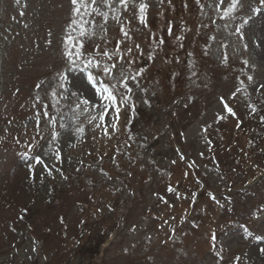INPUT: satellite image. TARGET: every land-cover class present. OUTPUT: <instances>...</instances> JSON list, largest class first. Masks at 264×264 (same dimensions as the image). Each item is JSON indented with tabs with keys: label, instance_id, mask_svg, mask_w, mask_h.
Wrapping results in <instances>:
<instances>
[{
	"label": "rangeland",
	"instance_id": "rangeland-1",
	"mask_svg": "<svg viewBox=\"0 0 264 264\" xmlns=\"http://www.w3.org/2000/svg\"><path fill=\"white\" fill-rule=\"evenodd\" d=\"M68 53L100 62L114 103L72 94ZM113 64L118 79L103 74ZM4 69L0 264H60L75 236L107 237L105 264H264L263 143L250 161L226 156L248 145L242 124L264 132L249 113L264 103V0H0ZM130 102L151 120L117 138ZM218 143L221 161L205 163ZM147 147L166 164L144 180ZM201 183L200 199L177 188Z\"/></svg>",
	"mask_w": 264,
	"mask_h": 264
},
{
	"label": "snow or ice",
	"instance_id": "snow-or-ice-1",
	"mask_svg": "<svg viewBox=\"0 0 264 264\" xmlns=\"http://www.w3.org/2000/svg\"><path fill=\"white\" fill-rule=\"evenodd\" d=\"M73 4H76L78 0H72ZM128 0H121V3L127 6ZM93 3H95V0H93ZM237 3H239V0H237ZM146 8V5L141 4L140 5V11L141 13L144 12V9ZM254 11H260L258 9H254ZM106 17V14H105ZM141 21H143L144 17L141 15L140 17ZM106 22V21H105ZM246 24L249 23L248 21L245 22ZM239 31V29H237ZM127 35V33H125ZM137 48H139V45H136ZM129 52L132 51V49H128ZM77 57L80 55L79 53L75 54ZM105 56H108L107 52H104ZM69 63L70 67L68 68V73L73 72H79V76H71V79L69 81V75L68 74H62L61 79L65 81H69L71 88L75 89L76 91L73 92V95H76L77 92H83L84 90H91L93 93V99H95L96 95L99 94L102 99H107L111 102H115L116 97L114 96L115 91V85H109L105 81L98 80V77L100 73L95 72L94 69L97 67H100L99 61H94L93 59H89L84 63V66L81 68L77 62L76 59L73 58V53H68ZM109 59L111 60L112 57L109 56ZM121 60L125 59L124 57H120ZM115 68V65L113 64L111 67H104L103 68V74L105 76L111 77L112 79H118L113 75L112 69ZM121 76H123V73H121ZM129 79V77H124L122 83ZM131 79H135V77H131ZM248 79H252V77H248ZM97 85H99L97 87ZM61 87H63V84H61ZM124 87H127V83H124ZM261 87H264V85H261ZM90 101L88 99H83L82 103L87 104ZM79 107V105H77ZM227 107V105H225ZM230 113L232 112L231 108L227 109ZM118 111V110H117ZM234 114V113H233ZM100 118L103 120L105 119V116L102 114ZM119 116H117V119ZM115 127V125H113ZM37 163H40V157L36 158ZM171 191V189H169ZM214 199V197H213ZM259 239V238H258Z\"/></svg>",
	"mask_w": 264,
	"mask_h": 264
},
{
	"label": "trees",
	"instance_id": "trees-1",
	"mask_svg": "<svg viewBox=\"0 0 264 264\" xmlns=\"http://www.w3.org/2000/svg\"><path fill=\"white\" fill-rule=\"evenodd\" d=\"M245 128H242V131L245 132ZM74 244L75 252L77 255H79L80 261H85L86 259H91L93 258V255L98 253L99 245H100V240L98 242H89L87 240H82L80 243ZM104 260V259H103ZM93 261H90L89 264H96L92 263ZM106 261H102L101 263L98 264H105ZM68 264V263H66Z\"/></svg>",
	"mask_w": 264,
	"mask_h": 264
}]
</instances>
